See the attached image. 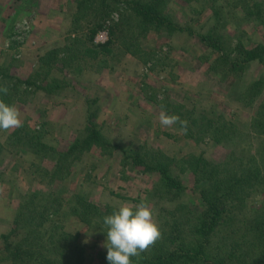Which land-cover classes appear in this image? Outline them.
<instances>
[{"label":"rangeland","instance_id":"1","mask_svg":"<svg viewBox=\"0 0 264 264\" xmlns=\"http://www.w3.org/2000/svg\"><path fill=\"white\" fill-rule=\"evenodd\" d=\"M79 1L0 0V64L8 65L10 72L22 80L38 70L39 79L57 77L59 83H64V88L54 94L42 91L30 94L24 92V82L11 85L0 78V87L8 88V94L0 93V97H7V104L18 108L22 123L31 128L42 127L43 138L54 150L46 157L35 155L27 147L10 144L7 138L13 129L0 130V258L7 254L3 251L4 234L10 232V241L25 234L24 220L14 228L20 205L34 197L37 201L42 199L43 193L64 200L61 210L65 213L55 214V218H61L64 231L76 234L75 240L78 238L83 249L81 264H99V253L107 251L104 244L108 227L104 217L123 204L134 206L146 201L158 225L172 224L170 212L176 201L151 199L149 190L155 185V176L143 172L141 166L121 165L117 151L101 155L92 150L78 160L70 159L69 174L66 175L65 169L54 173L57 153L65 152L76 138L84 135L87 99L96 101L93 106L98 111L97 125L119 146L144 155L161 150L183 164L193 163L199 157L223 161L228 156L231 159L228 167H264V135H257L251 125L264 94L249 103L234 100L227 82L211 66L217 52L196 36L215 28L231 41V47L237 41L249 47L264 43L258 21L246 16L241 8H232V0H165L164 11L180 25L191 28L193 35L187 31L158 33L152 27L142 32L139 26L133 27L130 33L122 31L119 41L112 45L111 54L94 60L74 52H79L85 43L105 42L109 37L107 26L119 20L121 11H128H113L91 40V24L98 17L92 10L96 4L85 10ZM254 3L264 17V0H252ZM132 35L142 50L137 56L125 48ZM55 47H64L65 51L54 62L41 64L39 58ZM144 51H153V58L145 61L148 54ZM263 72L264 65L251 63L243 72L240 87ZM177 106L185 118L204 113L232 121L238 127L233 143H216L210 134L195 143L175 124L162 126L160 112L174 114ZM249 199L255 207L264 206V193L255 191ZM180 200L186 201V197ZM70 206H80V211L74 216ZM85 213H96L98 217L88 223L82 220ZM35 234L38 236L27 239L26 247L39 242L47 246L48 237L37 231ZM68 249L76 254L74 246ZM6 262L1 264H9Z\"/></svg>","mask_w":264,"mask_h":264},{"label":"trees","instance_id":"2","mask_svg":"<svg viewBox=\"0 0 264 264\" xmlns=\"http://www.w3.org/2000/svg\"><path fill=\"white\" fill-rule=\"evenodd\" d=\"M78 4L84 5L85 10L92 9V5L96 4L92 10L98 17L91 24L89 37L91 40L105 25L106 20L110 19L113 11L119 12L123 9L128 11V13L121 11L119 20L107 26L109 37L105 42L92 45L85 43L79 52H74L81 57L95 60L111 54L112 45L119 41L118 36L122 31L130 33L131 28L138 26L142 32L152 27L158 33L187 31L189 35H193L191 28L180 25L173 15L164 11L165 0H82V2L80 0ZM233 7L241 8L246 16L258 21L264 32V17L257 3L252 4V0H232ZM196 36L202 44L217 52L211 66L217 69L221 80L227 82L234 100L249 103L264 94V72L251 83L240 87V79L247 66L251 63L264 65L263 42L245 47L237 41L234 47H231V41L225 35L216 32L215 28ZM137 40L135 36H130L125 44V48H129L128 51L135 56L142 51ZM64 51V47L51 48L39 60L41 64H50ZM144 54H148L145 61L152 59L154 55L153 51H144ZM38 73L40 72L37 70L31 77L22 80L10 72L8 65L0 64V78L8 80L11 85L24 82L26 89L24 92L34 94L42 91L50 95L64 88V83L62 81L59 83L57 77L39 79ZM34 75L37 77L34 78ZM0 99L8 102L7 97ZM93 102L96 101L87 99L83 137L76 138L65 152L57 153L54 173L59 174L65 169L66 175L69 174L71 160H78L92 150L98 151L101 155H112L117 151L121 165L130 163L141 166L143 172L155 176L153 183L155 185L149 190L151 199L176 201L170 212L172 224L169 227L167 222L159 225L162 237L138 257H131L132 264H264V206L255 207L252 205V199H249L255 191L258 194L264 193V167L263 169H250L240 165L228 167L231 161L228 156L223 161L204 160L199 157L193 163L183 164L176 157L169 156L161 150H152L148 155H144L137 150L119 146L97 125L98 111L94 108ZM179 108L174 107V114L188 122L187 131H182L179 123L175 126L185 137L198 143L203 140V136L210 134L216 143H233L238 127L232 121L226 122L220 115L216 118L204 113L185 118ZM251 123L257 135H264V98ZM42 131V127L31 128L23 122L21 127L10 132L7 140L14 146L27 147L35 155L46 157L54 150L43 138ZM43 194L44 197L38 201L34 197L20 205L14 219V228L24 220L25 234L13 241L9 240L10 232L2 236L3 251L7 254L1 256L0 264L3 261L9 264H32L31 261H37L38 264H81L80 256L83 249L78 238L75 240L76 234L71 235L64 231L61 218L57 220L55 218V214L65 213L64 209L61 210L64 200L57 198L55 200L49 193ZM182 197H186V201L180 200ZM82 203L81 200L83 206ZM80 206L79 208L70 206L69 209L74 216L80 211ZM24 214L28 215L23 216ZM95 217H98L96 213H85L82 220L92 223ZM166 227L168 229L164 231ZM56 230H59V233H56ZM35 231L48 237L47 246L39 242V245L26 247L30 236H38ZM57 235L59 236L56 237ZM71 245L76 250L75 255L68 249ZM39 247L43 250L40 251ZM106 257L107 251L100 252L99 264H109Z\"/></svg>","mask_w":264,"mask_h":264},{"label":"clouds","instance_id":"3","mask_svg":"<svg viewBox=\"0 0 264 264\" xmlns=\"http://www.w3.org/2000/svg\"><path fill=\"white\" fill-rule=\"evenodd\" d=\"M0 93H8L6 86L0 87ZM159 121L164 127L179 123L181 130L187 131L186 120L176 114L161 111ZM22 126L21 113L15 105L0 99V130L8 131ZM108 227L106 233L107 260L109 264H132L131 257H138L147 251L161 237L160 226L154 219L153 210L146 201L137 205L123 204L111 215L104 217Z\"/></svg>","mask_w":264,"mask_h":264}]
</instances>
